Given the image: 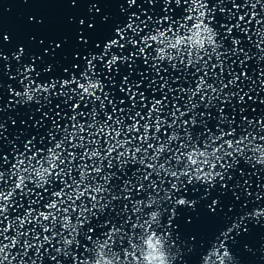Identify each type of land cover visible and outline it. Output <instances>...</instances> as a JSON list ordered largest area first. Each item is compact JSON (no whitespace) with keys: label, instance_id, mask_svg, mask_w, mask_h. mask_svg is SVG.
Segmentation results:
<instances>
[{"label":"snow or ice","instance_id":"obj_1","mask_svg":"<svg viewBox=\"0 0 264 264\" xmlns=\"http://www.w3.org/2000/svg\"><path fill=\"white\" fill-rule=\"evenodd\" d=\"M97 2L99 0H92L89 7L90 12L95 8L96 12L100 13V9L96 7ZM173 2L182 9L180 13H173L169 7ZM230 2L231 8L236 9V12L231 9L226 12L225 7L220 6L221 0H215L211 7H209L208 0H159L161 7L156 11L153 9L157 0H140L141 5L144 3L149 5L147 9L137 5V0H126L128 9L137 5L139 10L129 11L121 6L120 12L125 18L121 21H113L111 24H109V16L102 14L100 22L108 24L109 27L102 43L92 41V47L86 49V54L73 53V59H82V63L73 62L64 67L59 77L50 76L47 81L38 83L35 77L40 76L41 73L53 72V65L43 64L37 70L35 58L32 59V62H22L23 48H19L13 53V59L18 61L14 73L9 72L8 63L0 65V112H3L5 108L15 109L17 104L27 103L23 95L25 86L37 104L40 103L38 99L40 93H44L45 104H52L49 96L64 97V100L55 104L54 107L59 108L63 103L64 107L71 110V115L65 113L68 123H65L63 128L57 123V120L63 118L59 112L55 114L56 119H51L48 112H43L41 117L36 120H32V114L29 113L28 119L32 120V127L35 129L43 127L45 118L51 119V124L46 130L49 144L36 147L34 141L43 143L45 136L41 135L37 140L36 135L29 133L21 141L23 150L20 151L16 149L13 140H8L4 136L5 124L3 117H0V137L3 138L0 139V181L7 184L8 180L15 177L7 190L0 188V218H2L0 219V237H3L4 241H8L7 243L0 242V264H14V261H17V256L20 257L17 264H27L23 257L27 255L29 249H35L36 259H32L31 264H37V260L42 257L41 248L46 243L51 245L54 238H58L57 243L61 245L54 248L56 255L49 257V260L55 261V264H60L57 256L66 258L69 255L72 256V264H95V260L99 259L95 255L98 251L102 252L104 256L110 257L112 264H133L132 253L138 258L135 264H144L143 241L152 232H155L156 237L162 242V250L167 254L168 264H174V262L184 264V257L194 247L199 249V242L195 240L194 236L188 237L187 241L181 239L173 231L171 221L176 215L177 207L186 205L191 207L198 201L187 199L181 194V189L188 190L184 182L180 180L181 177H185L189 184L196 181L204 182L208 188H212L218 183L220 193H227L235 188L244 189L239 194L232 191L233 199L227 205V212L224 211L225 205L220 202L218 196L212 198L210 203L205 205L207 212L214 217L219 215L223 223L218 234L204 242L205 246L218 250V252L215 255L212 252H207L203 257L202 264H220L217 256L224 253L225 250L230 253L229 246L225 241L235 243V237L239 236L241 232L249 231L244 226L245 217L264 216V213L257 216L253 213V209L243 213H232L236 201H240V207L243 208L244 202L252 197V193L248 192L246 187L248 181L245 180L241 184L238 180V177L245 174L244 169L240 166V160L252 159L257 163L256 158L261 152H264V143L254 142L257 139L264 141V135L258 134L264 132V117L256 118L254 124L253 120L244 113L247 106L245 97L248 100H254L255 97L249 96L248 92L242 94L240 91L234 92L230 88V86L239 88L237 81L242 82L250 79L244 71V67H247L245 61L250 59L248 52L240 47L241 40L235 37L231 39V49L226 48L223 52L218 51L221 44L216 39L218 32L212 26L216 23L215 14L218 12L221 17L225 18L220 23V27L226 35H231L234 29L247 34L249 23L253 21L256 25L264 23V17L258 18V13L255 11L258 4L264 11V3H261V0H240L239 3L236 0H230ZM241 9H243L242 13ZM150 11L152 14H149ZM233 18H235V23H230L229 21H232ZM84 23V19L79 20L80 25ZM164 24H167V27H163ZM94 25L95 21L90 19L87 27L93 29ZM194 25H198L202 29L205 27L209 29L210 35L213 36V42H206L203 47L192 46L190 48L187 37L197 30ZM255 34L258 37L255 46L260 49V45L264 43V27L255 28ZM91 35L92 33L87 36L79 34L77 40L79 43L87 45ZM176 36L185 38L183 44L178 47H167L169 38H173L174 41ZM3 39L7 40L8 37L5 35ZM126 46H131L127 55H118L113 51V49H124ZM60 47V43H53V51ZM146 49L154 51L155 56L146 53ZM156 49H163L164 54H158ZM260 50L264 52V49ZM44 52L49 55L53 54L49 53L47 48L44 49ZM168 53L171 55L169 56ZM225 54L237 57L240 65L243 66L239 74L232 67L236 63L235 60L231 63L224 62L227 59ZM241 54L243 55L242 59L240 58ZM213 55L215 63L209 65V60ZM204 56H207L208 60H204ZM0 58L4 61L8 60V57L3 53H0ZM138 59H141L144 65H149V60H151V64L140 71L134 68ZM259 59H264V56L258 57ZM94 61L100 64L99 69ZM162 61H167L172 69H183L185 73H188L190 66L194 68V72L189 74L194 86L190 83L188 87L177 85L174 88L169 80L175 81L178 77L171 76V73L161 76V71L168 72L167 68L162 67ZM197 63H199V67H196ZM125 64H127V69L120 74L118 88L119 92L124 93L127 98L128 105L118 107V105L125 104V99L120 98L116 103H113V100L109 99L110 91H103L104 84L100 75L103 73L107 82L111 84L114 82L115 75L120 73V66ZM257 67L259 69V65ZM214 69H218L219 72L213 71ZM134 71L138 78L130 80ZM145 72L155 73V75L149 78L144 75ZM224 72L230 74L227 83L220 75ZM109 73L112 75L109 76ZM197 73L202 74L196 75ZM64 74H67V78ZM5 75L17 87H22V91H20L13 84H8L7 102L3 101V77ZM209 76H211L212 82L206 79ZM262 76H264V70H259L257 79L264 87V79H260ZM89 81H99L100 84L98 87H89ZM57 85H59V89H57ZM72 85L75 87L73 88ZM224 89H228V91L224 92ZM98 91L103 92V98L97 94ZM249 91H251V86H249ZM69 92L72 95H69ZM221 93H223L222 96ZM73 95L77 99L69 104L68 101L73 99ZM196 97L198 99H194ZM233 98H235V105H232ZM81 101H84L87 111L80 109ZM97 101L99 102L98 108ZM105 101L111 106L110 110H105ZM217 101L220 102L217 103ZM224 102L232 106L231 113H225ZM260 102L264 103V98ZM89 105L91 106L89 107ZM201 105L203 110L198 111ZM210 108L214 110L215 115H213V111L209 110ZM36 111L39 112L40 108H37ZM99 113H103L102 119L99 118ZM236 114L239 116L238 120L235 118ZM125 116L129 122H125ZM85 117L87 119H79ZM210 119L216 121L213 125L215 131L207 126ZM11 122L16 124L14 119ZM69 123L71 124L70 128ZM20 124L25 125V120L21 119ZM225 124L226 126H222ZM193 126H199L195 138L192 135ZM248 126L257 128V134H253ZM181 128L184 130L182 140L177 132V129ZM56 130L60 132L59 139L55 136ZM22 131H26V128L16 129L14 140H20ZM158 133H166L163 142H161V136ZM205 133L206 135H204ZM101 137H103V145H101ZM197 140H200L199 145ZM5 141L12 145V162L7 169L4 168V165L9 164V155L3 151ZM177 141H179L178 147L170 149L169 145ZM189 141L191 144L188 143ZM166 152H170L171 155L162 158V154ZM248 152L253 155L249 157ZM189 153L198 155H195L193 160ZM85 159L95 160L96 163L89 167L87 163H84ZM74 160L80 161L75 165L79 170L78 177L72 175V161ZM170 160H175L177 164L182 163V167L177 169L175 165L169 164ZM65 161L68 163L66 164ZM104 161L106 164L103 163ZM114 162L116 171H103L105 167L113 168ZM129 162L140 165L131 173L136 182L133 183L130 178L124 179L118 192L112 193L110 197L100 195L111 192V189L106 185L113 177L119 178L117 172L127 175L125 167ZM258 164L264 166V160ZM217 167L219 170H216ZM161 173L172 178L170 187L164 189L163 196L159 195L161 189L157 187L156 182L150 179L153 174L157 179H161ZM65 176L68 177L67 181L64 179ZM97 176L101 177L103 183L96 182ZM225 177L227 180L237 178L231 189ZM90 178L91 183H89ZM56 179H59L61 186L58 190L49 191ZM143 181H148V184L145 185ZM177 181H180L179 184ZM28 183L33 184L34 187L29 188ZM161 184H163L162 179ZM46 185L48 187H45ZM133 187L137 193L151 188L156 194L147 193L146 200L133 199ZM261 187L264 188V185ZM36 189H40V191H36ZM65 189L68 190L65 191ZM33 195L37 199H32ZM207 195L208 192L205 189L200 199L206 198ZM262 196H264V192L258 191L252 198L259 200ZM24 197L28 198L26 200L27 207L18 203ZM242 197L243 200H241ZM41 199L44 200L42 205ZM85 199L88 201L87 205ZM121 200L131 201L130 211L133 214L140 213L142 206H156L149 212L152 213L151 216L147 213V219L141 220L140 216H136L135 221L129 225L132 230L139 229L138 233L124 232L123 226L132 219L128 214L129 206L127 204H124L117 213V215L122 214V219L119 222H112L108 216H104L103 220H100L97 215V213L103 215L106 208H114L112 201ZM77 201L80 203L77 204ZM161 201H168L171 208L167 223L160 232H157L153 229V225L159 226L160 224L159 205ZM33 205L36 207L34 208ZM10 207L13 208V212H16L15 215L9 214ZM17 209H22V211L17 212ZM73 213L76 214L75 220H73ZM229 213L232 215L229 216ZM57 224L60 225L59 232L54 230ZM28 225H32V227L29 228ZM37 226L39 231H37ZM9 230L13 233L11 236L6 235ZM98 230L101 235H97ZM44 233H51V235H44ZM125 235L128 237V247L121 249L123 252V260H121L119 252L112 251V246L116 243V238L123 240ZM21 237H23L22 243ZM78 237L80 238L78 239ZM134 238L138 242H134ZM177 240L180 241L183 248L177 245ZM210 241H214V244H211ZM89 243L91 244L90 248ZM17 246L22 251L13 254L11 250ZM81 247L85 252L92 254L91 259L87 256L82 259L76 256L74 249ZM244 248L247 249L246 244ZM125 250L129 253L127 259H125ZM45 252H47L46 248ZM117 257H119V261H117ZM223 260L224 264H235L232 255L231 257L224 256Z\"/></svg>","mask_w":264,"mask_h":264},{"label":"water","instance_id":"obj_2","mask_svg":"<svg viewBox=\"0 0 264 264\" xmlns=\"http://www.w3.org/2000/svg\"><path fill=\"white\" fill-rule=\"evenodd\" d=\"M92 0H0V53H3L4 56L8 57L7 61H4L2 58H0V65L4 63L9 64V72H15L16 66L18 61L13 59V53L18 51L19 48H23L24 52L21 55V60L24 63L32 62V59L35 58V65L37 70L43 66V64H52L53 65V72L44 74L41 73L40 76L35 77L36 81L38 83L45 82L49 79L50 76H56L59 77L61 74V71L64 67H67L71 63L75 62L77 64L82 63V59H73V53H81L86 54V49L92 47V41H99L102 43L103 39L106 37L107 32L109 30L108 24H102L100 22V16L102 14H106L109 16V24H111L113 21H121L125 17L120 12L121 6H123L125 9H128V5L126 3V0H99V2L96 3V7L100 9V13L96 12V9L93 8L91 12L89 11V7ZM215 2V0H208L209 7L212 6V4ZM237 3L240 2V0H236ZM261 3H264V0H261ZM137 5L143 8H149V5L147 3L140 4V0H137ZM137 5H133L131 9H128L129 11L136 10L138 11ZM220 6L225 7L226 12L228 9H231L233 12H236V9L231 8V2L230 0H221ZM161 7L159 0H157V3L155 5V8L153 11L158 10ZM169 7L172 9L173 13H180L182 11L181 8H178L175 3H171ZM245 7H248L245 5ZM241 13L243 12V9L240 10ZM255 11L258 13V18L264 17V11L261 10L260 5H257V8ZM149 14H152L150 11ZM164 14V13H160ZM216 23L212 24V26L217 30L218 35L216 37L217 41L221 44V47L218 49V51L223 52L224 49H231V39L232 38H239L241 40L240 47H243L245 51L248 52L250 59L245 61V64L247 67H244V71L247 73V75L250 77V79L237 81V85H239V88L237 86H230L232 91H240L241 94L243 92H248L249 96L255 97L254 100H248L247 97H245V100L247 101L246 111L244 115L248 116L249 119L253 120V123L255 124L256 118L258 117H264V103H261L260 100L264 98V87H262L259 83V80L257 79L259 70H264V59H259L258 57L264 56V52H261L260 49H264V43L260 45V49H258L255 45L257 42L258 37L255 34V28L257 27H264V23L261 25H256L253 21L252 23L248 24V33L245 34L243 32H240L236 29L233 30L231 35H226L224 33V30L220 27V23L224 21V17H221L219 13L216 14ZM31 17V19H29ZM143 18V17H142ZM173 18L175 19L176 16L174 15ZM84 19L85 23L83 25L79 24V20ZM90 19H93L95 21V25L93 29H89L87 27L88 22ZM248 19L247 17L245 18ZM230 23H235V18H233L232 21H229ZM163 27H167V24H164ZM89 33H92L91 36H89V43L87 45H83L78 42L77 36L79 34L83 35H89ZM143 34V33H141ZM7 36L8 39L4 40L3 36ZM53 43H60V48H55L53 51ZM131 46H126L124 49H113L114 52H116L118 55H127L128 49ZM155 47V45H153ZM48 49L49 53H53L52 55H49L44 52V49ZM96 51H99V49H96ZM210 51V50H209ZM146 53H150L151 56H155V52L151 49H146ZM227 59H225V63H231L233 60L236 61L232 65L233 69L237 74H239L241 68L243 67L240 65L239 60H237L236 56L227 55ZM186 58V57H185ZM240 58H243V55L241 54ZM204 60H208L207 56H204ZM202 62V61H201ZM94 63H97L94 61ZM212 63H215V56L213 55L211 60H209V65ZM151 64V60H149V65ZM149 65H144L142 63L141 59H138L136 61V64L134 65V68L143 71L145 68H147ZM161 65L163 68H167L168 72L161 71V76H166L169 73H171V76L178 77L177 80H169V83L172 84V86L175 88L177 85H182L184 87H188L189 84H193L194 82L191 81L190 75L194 72V68L191 66L188 69V73H185L183 69H172L167 61H162ZM259 65V69L257 67ZM196 67H199V63L196 64ZM100 68V64L97 63V69ZM127 69V64L120 66V73H117L115 75L114 82L109 84L107 80L105 79V76L103 73L100 75V79L102 83L104 84V92H109V99L113 100V103H116L120 98L125 99V104L118 105V107H126L128 105L127 98L124 96V93L119 92V81H120V74L123 73ZM213 71L219 72L218 69H214ZM202 73H197L196 75H200ZM34 75V74H33ZM65 78H67V74H64ZM112 74L109 73V76ZM144 75L148 76L149 78H152V76L155 75V73H149L145 72ZM220 75L223 76L224 82L227 83V80L230 78V74L228 72L221 73ZM138 78L137 73L134 71L132 73L131 79ZM206 79L209 82H212L211 76L206 77ZM260 79H264V76L260 77ZM3 101L7 102L9 93L7 92V85L13 84L14 87H17L12 80L9 79L7 75L3 77ZM218 87V85H215ZM249 86H251V91H249ZM74 88L75 85H72ZM158 87V84H157ZM57 89H59V85H57ZM17 90L22 91V87H17ZM142 90V89H141ZM228 89H224V92H227ZM98 95H101L103 98V92L98 91ZM44 93H40L38 99L40 101L39 104L36 103V101L27 102L26 104H17L15 106V109L12 108H5L3 112H0V117H3V122L5 124V131L4 136L7 137L8 140H13L14 144L16 145V149L18 151L23 150V144L21 141L23 140L24 136L31 133L32 135L37 136V140H39V136L44 135L45 140L43 143H37L34 141V144L36 147H43L44 144H49V141L47 140L46 136V130L48 126L51 124V119H56V113L59 112L62 119L57 120V123L60 124L61 128L64 127L65 123H68L67 116H65V113L68 115H71V110L69 108L64 107V104L61 103L59 108L54 107L55 104L60 103V101L64 100V97H52L49 96V99L52 101V104H45L44 102ZM69 95H72L71 92H69ZM214 95V94H213ZM223 93H221V96ZM77 97L73 95V99L71 101H68L69 104L75 102ZM198 99V97L194 98ZM220 101H217L219 103ZM97 108L99 105V102H96ZM106 109L110 110V105L107 104V101H105ZM232 105H235V98L232 100ZM91 105H89L90 107ZM169 107H171V104H169ZM40 108V111L37 112L36 109ZM51 109V111H49ZM80 109L87 111L88 109L84 106V101L80 102ZM199 110H203V106L201 105ZM210 111H213V115H215V112L213 109H209ZM134 111V110H133ZM224 111L225 113H231L233 111L232 106H230L227 102H224ZM43 112H48L49 117L51 119L45 118L43 121V127L39 129H35L32 127V120L39 119L41 117V114ZM29 113L32 114V120L28 119ZM129 115L131 113H128ZM11 117V119H9ZM99 118H103V113H99ZM186 118V117H185ZM231 118V117H230ZM235 118L238 120L239 116L236 114ZM16 120V124H12V120ZM24 119L26 124L21 125L20 120ZM79 119H87L85 118H79ZM125 122L127 121V116H125ZM214 119H210L208 121L207 126L215 131V128L213 125L215 124ZM222 126H226L222 125ZM235 127V124L233 125ZM71 127V124L69 123V128ZM26 131H22L20 134V140H14V134L16 132V129H25ZM166 128V126H165ZM199 126H193L192 129V135L195 138ZM248 129L253 133L257 134L258 130L257 128H254L252 126H248ZM169 132L171 130H168ZM183 128L177 129V132L180 135V140L183 139ZM239 131V129H238ZM259 135H264V132H259ZM158 135L161 136V142L164 141L166 138V133H158ZM206 135V133L204 134ZM55 136L57 139L60 137L59 130L55 131ZM0 139H3L0 137ZM197 144H200V140L196 141ZM255 143H264V141H259L258 139L254 141ZM191 144V142H188ZM179 141L173 142L169 145L170 149H175L178 147ZM101 145H103V137H101ZM11 149L12 145L7 144L5 141V146L3 148V151H5L9 155V164L4 165V168L7 169L10 166V163L12 162L11 159ZM34 150V149H33ZM70 151L72 149H69ZM79 151V149H77ZM151 153V150H149ZM181 151H184V149H181ZM66 155V153H65ZM171 155L170 152H166L162 154V158H166L167 156ZM247 155L251 157L253 154L251 152H248ZM67 164L68 161H65ZM80 163L79 160L72 161V167H73V176L78 177V169L75 167L76 164ZM84 163H87L89 167H92L96 161L92 160L89 161L85 159ZM106 164V161L103 162ZM169 164L175 165L177 169L182 167L181 164H177L175 160H170ZM240 166L244 169V176L238 177V180L241 184L245 180L248 181V185H246L248 192L252 193V197L256 195L258 191L264 192V188L261 186L264 185V166L256 163L255 160H240ZM61 167H64V165H61ZM137 167H140L138 164H133L129 162L125 167V172L127 175H123L119 172H117V177H113L111 180H109L108 185L106 187H109L111 189V192L109 193H103L100 195H104L106 197H110L112 193L118 192L120 190V186L124 179L130 178L133 183H135V177H132L131 173L134 169ZM207 170V169H205ZM216 170H219V167H217ZM103 171H116L115 168V162L113 165V168L108 169L104 168ZM139 175V173H138ZM7 179V176H6ZM15 177H12V180H14ZM64 179L67 181L68 177L65 176ZM96 182L103 183L101 177L97 176ZM154 180L157 184V187L161 189L159 195H164V189H168L170 187V181L172 178L164 176L163 173H161V179L163 180V184H161V179H157L156 175L153 174V176L150 178ZM227 180V177H225ZM237 178L234 177L233 180H227V184L229 188L231 189L232 184ZM12 180H8L7 184H5L3 181H0V188H3L4 190H7L8 186L11 185ZM180 180H182L185 184V187L188 189L187 191H184L181 189V194L187 198L192 200H197V204L194 206H180L176 208V215L172 218V226L173 231L176 233L177 236H179L181 239L187 241L188 237L194 236L195 240L199 242V249L193 248L191 252H189L184 257V264H202L203 257L207 254V252H211L213 249L211 247H207L204 245V242L208 239L213 238L215 235L218 234L219 230L222 227V219L218 216H211L206 208L205 205L207 203H210L211 199L214 197H219L220 202L225 205L224 211L227 212L228 208L227 205L232 202V191H235L237 194L242 192L243 188H235L227 193H220L218 191L219 184H215L214 187L208 188L207 184L204 182L196 181L193 184L187 183V180L185 177H181ZM91 178L89 179V183H91ZM180 181H177L179 184ZM70 183V181H69ZM145 185L148 184V181H143ZM59 179H56L53 181L52 187L49 189L51 190H58L60 187ZM29 188H33L34 185L31 183H28ZM45 187H48L46 185ZM205 189H207L208 195L204 199H200ZM68 189H65L67 191ZM36 191H40V189H36ZM147 193H152L155 195L156 193L153 192L151 188H147L146 191H142L137 193L136 189L132 188V198L133 199H147ZM42 195L47 196V194L42 193ZM175 195V194H174ZM250 197L247 201L244 202V207H240V201H236V206L232 209V213L240 212L243 213L245 211H249L252 209H262L264 208V196H262L259 200L254 199ZM32 199H37L34 195L31 197ZM28 198L24 197L21 198L18 203L23 204L25 207H27L26 200ZM243 200V197L241 198ZM103 202V201H101ZM41 205L44 203V200H40ZM80 201H77V204H79ZM85 204H88L87 199H85ZM124 204H127L129 206V215L132 217L131 220H129L128 224H125L123 226L124 232L128 233L129 231L132 232H139V229H130L129 225L135 221L136 216H140L141 220L147 219V213L154 210L156 206L153 207H146L142 206L140 213H131L130 209L132 207L131 201L128 200H121V201H112V205H114V208H106L103 215L100 213H97V215L100 217V220H103L104 216L110 217L112 222H119L122 219V214L117 215L119 212V209L123 207ZM15 207V205H13ZM35 208L36 205H33ZM171 208V204L168 201H161L159 205V210L161 212L160 216V224L159 226L153 225V229L157 232H160L161 229L164 227V225L167 223L169 210ZM43 210V209H41ZM22 211V209H17V212ZM8 212L10 215H15L16 212H13V208L10 207L8 209ZM232 213H229V216L232 215ZM76 214L73 213V220H75ZM2 219V218H0ZM190 221V222H189ZM95 222V221H93ZM246 228L249 229L247 233L241 232L239 236L235 237V243L232 241H225L226 245L229 246V251L233 256L235 264H264V216L260 217H252L248 218L245 217V225ZM27 227L31 228L32 225H28ZM60 225L57 224L55 227V231L59 232ZM106 230V229H105ZM37 231H39V228L37 226ZM13 233L11 230L6 235L11 236ZM44 235H51V233H44ZM97 235H101L99 230L97 231ZM80 237H78L79 239ZM95 238V237H94ZM127 235L124 236L123 240H120L119 238H116V243L112 246V251L119 252L121 260H123V252L121 251L122 248L128 247L127 245ZM58 238H54L51 245H48L47 243L44 245L43 248H41L40 252L42 254V257L37 260V264H55V261L49 260L50 256L56 255L54 252L55 247L61 246L57 243ZM23 241V237H21V243ZM0 242L7 243L8 241H4L3 237H0ZM134 242H138L134 238ZM177 245H180V241H176ZM211 244H214V241H210ZM247 245V249L244 248V245ZM89 248L91 247V244L89 243ZM183 248V245H180ZM146 245H144V248ZM45 248L47 249V252H45ZM13 254H16L18 252H21L22 249L17 246L13 248L12 250ZM75 254L77 257H80L81 259L84 256L89 257V259L92 258V254L90 252H85L84 249L81 248H75L74 249ZM35 249H29L27 255L23 257V260L27 262V264H31L32 259H36V255H34ZM83 254V255H81ZM137 255H139L137 253ZM200 257V259H199ZM57 260L60 261V264H72V256L69 255L66 258H63L62 256H57ZM130 259V258H129ZM20 260V257L17 256V261H14V264H17V262ZM133 264L135 262L133 261ZM174 264H178V262H174Z\"/></svg>","mask_w":264,"mask_h":264},{"label":"clouds","instance_id":"obj_3","mask_svg":"<svg viewBox=\"0 0 264 264\" xmlns=\"http://www.w3.org/2000/svg\"><path fill=\"white\" fill-rule=\"evenodd\" d=\"M194 27H196L197 30L195 32H192L187 37V39L189 40L190 48L192 46L203 47L204 43L213 42V36L210 35L209 29H207L206 27L202 29L198 25H194ZM184 39L185 38L182 36H176L174 38V41H173V38H169V44L167 45V47L169 48L178 47L179 45L183 44ZM156 51L158 52V54H161V55L164 54L163 49H156ZM168 55L170 56L171 53H168ZM99 84H100L99 81H95V82L89 81V87H98ZM23 95L27 102L33 101L31 93L27 90V86H25V91ZM189 155H190V158L194 160L195 155H198V154L189 153ZM256 159H257V163H259L261 160H264V152H261ZM253 213L258 216L260 213H264V209H253ZM149 215L151 216L152 213H149ZM143 243L144 245H146V247L144 248L142 252V258H143L144 264H168V261L166 258L167 254L162 250L163 244L159 240V238L156 237L155 232L150 233L144 239ZM211 252L215 255L218 252V250L213 249ZM95 255L99 257V259L95 260V264H112L111 258L108 256H104L102 252L98 251ZM128 255L129 253L125 250V259H127ZM131 255L133 256V261L136 262L138 258L135 256L134 253H132ZM231 255H232L231 253L225 250L224 253H220L217 256V259L220 261V264H224L223 257L224 256L231 257ZM117 261H119V257H117Z\"/></svg>","mask_w":264,"mask_h":264}]
</instances>
